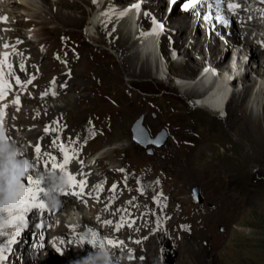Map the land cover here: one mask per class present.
Instances as JSON below:
<instances>
[{
	"label": "rangeland",
	"instance_id": "1",
	"mask_svg": "<svg viewBox=\"0 0 264 264\" xmlns=\"http://www.w3.org/2000/svg\"><path fill=\"white\" fill-rule=\"evenodd\" d=\"M38 1L41 6V0ZM18 6H13L11 11L18 12L19 9L21 12ZM88 11L90 9L82 6L81 12L78 10L76 13L82 20L74 24L71 21H66L64 25L65 21L49 22V19L38 16L36 21H32L35 23L33 29L29 28L31 24L23 21V15H17L20 21L17 28L22 35L29 38L27 32L31 30L33 39L36 40L38 35L46 43L36 45L29 38L32 53H29L30 57L25 54L23 58L33 57V60H28L26 65L31 68L26 69L29 74L40 73L44 80L37 82L31 102L27 100L29 103L20 112L22 119L18 122L29 127L35 138L43 137L45 140L49 138L44 135L49 126L54 132L57 130L58 134L54 137L60 141L73 138H77L76 141L86 140L88 134L93 135L85 155L87 158L94 155L103 158L98 162L100 167L95 166V172L91 174H97L96 170L106 166L110 175H101L100 179L117 182V185L126 182L128 189L132 190L126 196L132 197V205L128 208L138 205L143 211L137 216L136 213L129 214L131 218L137 217V222L145 227L143 239L146 246L142 251L145 257L138 263L264 264V142L258 144L251 139L250 131L243 129L242 113H237L235 109L234 114H229L227 123L218 117L219 120L212 122L208 120L209 115L192 107L191 96L180 95L172 89V79L161 82L155 78L139 80L128 77L121 69L117 51L109 47L112 41L105 33L101 35L103 41L100 47L90 44L84 36ZM146 13L152 24L155 16L149 11ZM191 16L188 14L185 17ZM60 26L61 31L57 28ZM45 45V48H40ZM174 49L170 45L165 51L170 55ZM53 51H57L58 59L63 61L58 62L53 57ZM111 60H114L113 64L109 63ZM228 60L227 57L225 63ZM89 63L101 64L109 75L99 81L79 77L80 71ZM205 63H209V59ZM203 65H199L197 74ZM177 72L180 70L174 69V74ZM196 72L191 78L197 77ZM43 82L58 84L60 92L55 93L53 98L44 97L40 92ZM92 82L102 84L103 92L99 97H95L88 87ZM252 92L248 93L247 99L251 98ZM41 101L51 111H42L47 109L45 106L29 110ZM57 104L62 107L60 112L55 109ZM36 110L38 112L33 114ZM32 116H36L35 120ZM141 118H144L143 125L152 138L162 130L168 132L169 140L164 147L143 148L133 140V125ZM99 119L105 123L100 130L99 124H96ZM124 119L130 121L124 123ZM229 124L233 126L228 127ZM260 127L263 131V122ZM68 131L72 134L66 133ZM178 139L187 153L190 150L205 151L200 158L177 156L175 148ZM209 149L216 155L209 154ZM224 149L240 150L242 154L220 156ZM149 150L153 151L152 154ZM98 186L107 191L109 189V185L104 183ZM194 188H198L203 197L200 205L194 200ZM123 217L125 219V215ZM115 218L116 214L112 219ZM137 222L132 219L128 224V233L135 231L133 225ZM97 229L94 231L97 232ZM33 233L30 226L24 237L17 239L14 236V246L19 242L30 249L34 245ZM122 234L127 237L126 232ZM10 242L12 236L0 247V253L6 255L4 249L9 247ZM152 247L154 253L150 255ZM121 253L125 254L126 250L122 249ZM0 257L4 261L9 259L8 256ZM130 263L138 264L136 259L130 260Z\"/></svg>",
	"mask_w": 264,
	"mask_h": 264
},
{
	"label": "bare ground",
	"instance_id": "2",
	"mask_svg": "<svg viewBox=\"0 0 264 264\" xmlns=\"http://www.w3.org/2000/svg\"><path fill=\"white\" fill-rule=\"evenodd\" d=\"M37 1L35 3L33 0H9L8 8L19 5L22 9L21 12H19V9L18 12H12L10 21L18 22L17 15L20 14V16L23 15L25 17L23 19L24 22L31 24L29 28L34 26L35 23L32 21H36L35 18L38 16L49 19V22L65 21L63 22L64 25L67 23L66 21H71L70 23L74 24L82 20V18L76 16V13L78 10L80 13L81 7L85 5V7L90 9V12L88 11L87 13L89 17L84 26V36H86L90 44L100 47L103 41L101 35L104 36L106 34L108 39L112 41L109 42V44L111 43L109 47H113L117 51L121 59V69L125 71L128 77L139 80L155 78L163 82L167 73L173 76L174 69H178L181 73L177 72L174 74L175 76L173 78L175 82H172V89L177 90L178 94L183 96L197 97L190 103L193 108L200 109L203 113L209 115V121L213 122L219 118L226 123L230 120V115L234 114L236 110L238 111L237 113H242L241 121L243 123V129L246 132L250 131L252 134L251 139L258 144L264 142V130L262 131L260 127L262 122L264 124V47L259 46L257 43L258 39L254 38V36H259V39H264V28L250 32L245 38L243 31H232L231 38L236 43L239 42V44L236 48L230 50L238 57L237 63L231 64V58L225 63L230 49L229 41L226 40L227 32L219 27L212 33V25L208 24L206 19H198L197 13L190 18H186L185 16L188 15V11L182 12L180 10V6L186 0H41V6L37 4ZM170 8L171 12L169 13L168 10ZM63 9L70 11L65 12ZM214 9H216L215 6ZM7 10L10 11L9 9ZM146 11H149L150 15L153 14L156 19L150 25V27H153V30L148 35L143 34L144 30L138 29L136 31L134 29L135 19L141 13L143 15L138 21V25H147L151 21ZM165 17L167 18L164 21ZM57 28L59 31L62 30V26ZM161 33L163 35L158 43L157 36ZM220 33L223 36H220ZM21 38L25 41L26 48L28 49V46L30 47V52L27 54L31 53L32 47L29 44L30 39L25 35H21ZM241 38L244 39L240 41ZM36 43L40 45L45 44V40L38 39ZM170 45L176 49L169 55L165 49ZM208 59L209 67L205 63ZM109 63L113 64L114 60L109 61ZM201 63L204 65L199 74L196 78H191ZM215 71L218 76H215ZM116 72L117 70H115ZM228 73H232L233 75L228 77ZM252 74H255V76ZM106 75H109L108 71L101 64L95 63H89L79 73V77L98 79V81L105 78L104 76ZM199 76L200 78L198 79ZM32 77L35 78L34 76ZM212 77H214V86L212 89L209 88L210 90L202 92L197 90L195 84L209 82ZM28 78L30 79L31 77ZM197 79L198 82L196 81ZM43 84L46 89L41 87L40 89L44 90L43 92L46 97L53 98L54 94L61 90L56 83L50 84L43 82ZM88 87L94 93L95 97H99L103 92V87L100 82H92V84H88ZM250 91H253L252 96L250 99H247ZM230 93L231 98L226 103ZM31 97L32 94L30 93L27 100L30 101ZM197 99H200V101ZM42 102L35 104L29 110H34L39 106H45L47 109L42 111H51V108ZM225 103L226 106L223 108ZM229 104H231L230 109ZM61 108V105H55L57 112H60ZM20 112L22 110L13 111L12 119H22ZM37 112L38 110L32 113ZM99 112L104 113L105 111ZM35 117H33L34 120ZM126 121L130 120H123L124 123ZM96 124H99L98 129L100 130L101 125L105 123L103 119H99ZM231 126L233 125H228V127ZM94 128L96 129V127ZM40 130L42 131L43 129ZM204 151L190 150L187 153L180 146V139L177 140L175 148V154L177 156L200 158ZM208 153L214 156L216 155L213 154L211 149L208 150ZM240 154H242L240 150L235 152L231 149H224L220 156L230 157ZM21 158H23L22 155ZM93 158L96 163L103 156L99 157L94 155L91 159ZM110 160L113 159L111 158ZM89 169H91V166ZM107 169L106 166L99 169L97 175L91 178L92 181L98 183L100 179L98 176H109L110 174ZM33 172L34 170L30 168L22 182H26L28 175ZM121 203L124 207L131 206L132 197L125 198ZM58 209L61 210V213H56V216L59 219L58 222L63 223L61 230L58 233H54L53 228L58 222L51 223L49 221L50 219L46 222L33 224L31 227L32 231H34V245L30 249L27 248L26 244L19 242V245L16 243L14 246L13 238L17 230H12L11 226L2 229L4 235L0 236V247H2L5 241L10 239V236H12V242H10L8 248L4 249L6 255L0 253V255L8 256L9 259L7 261L0 260V264H105L106 261L104 259L102 260L101 257L91 253L89 250H76L61 243L64 237L67 240H74L75 237V240L78 241L82 237L81 233L83 230L91 229L94 231L96 226L91 221L85 219L79 211H75L71 207L59 203ZM128 211L129 214L136 213V216L139 213H143L141 207L138 205H133L131 208H128ZM40 220L43 221V219ZM134 220L137 222V217ZM47 225H51L52 229L50 231L46 229ZM133 227H135V231L129 232L128 236L126 238L124 237V239L119 237L118 234L114 236V241H122L123 243L114 249L113 252L120 251L121 253L122 249H125L126 253L120 254L117 252L115 256L110 254L107 261H110L111 264H131L130 260L132 259H136V263L141 259L144 260L145 256L142 251L145 250L146 246L144 244L145 239H143L145 227L139 222L137 224L135 223ZM109 234L111 233H105L103 235L104 238L106 239ZM24 235L25 233H21L15 237L18 239V237H24ZM132 241L138 242L137 245ZM56 248H58L57 253L55 252ZM153 253L152 247L150 248L149 254L152 255ZM121 259L122 261H119Z\"/></svg>",
	"mask_w": 264,
	"mask_h": 264
},
{
	"label": "snow or ice",
	"instance_id": "3",
	"mask_svg": "<svg viewBox=\"0 0 264 264\" xmlns=\"http://www.w3.org/2000/svg\"><path fill=\"white\" fill-rule=\"evenodd\" d=\"M238 6H239L238 4L232 3L228 5V8L229 10H234ZM3 20L6 22L7 17H4ZM6 59L7 57H5V60ZM8 87L9 86L7 85L6 82L0 81V99L6 97L7 93L5 90ZM15 103L17 105L19 104L18 98L15 100ZM11 142L14 143V141ZM34 151L37 154V159H39V155L41 152L39 146L35 147ZM61 152L63 154V163L57 164L55 162V157H50L54 172L56 170L60 172H64L67 175L68 183L72 187H79L82 190L86 182H77L76 176L67 172V165L73 159V156H71L68 153V150L66 148H63L62 146H61ZM45 167H47V164H45ZM52 178L53 177H49V181ZM42 183H44V181L39 177L38 173H36L35 171L28 175L26 182H21L20 184L21 191L19 193L14 209H12L7 214L0 215V236L4 235L2 229H4L5 227L13 226L17 223L22 224L25 218L24 214L27 213L28 211L33 209H42L45 207V204L42 202V197L47 196L48 193L45 192L43 188L39 187V185ZM107 223H111V222H107ZM120 226L122 227L123 225ZM89 237L93 247L95 248H104L105 245L110 246L112 248H117L123 243L122 241L118 242L114 240H100L95 233H90ZM0 259H2V257H0Z\"/></svg>",
	"mask_w": 264,
	"mask_h": 264
},
{
	"label": "clouds",
	"instance_id": "4",
	"mask_svg": "<svg viewBox=\"0 0 264 264\" xmlns=\"http://www.w3.org/2000/svg\"><path fill=\"white\" fill-rule=\"evenodd\" d=\"M6 132V129H0V215L14 209L21 191L20 184L32 166L30 160L21 158V150L9 142ZM67 182L65 177L58 178L53 191L65 188Z\"/></svg>",
	"mask_w": 264,
	"mask_h": 264
},
{
	"label": "water",
	"instance_id": "5",
	"mask_svg": "<svg viewBox=\"0 0 264 264\" xmlns=\"http://www.w3.org/2000/svg\"><path fill=\"white\" fill-rule=\"evenodd\" d=\"M134 140L144 147L149 145H154L156 147H163L167 142V134L165 132L160 133L156 139L152 140L143 127V118L139 119L133 127ZM195 198L198 202H201L199 189L195 188L194 190Z\"/></svg>",
	"mask_w": 264,
	"mask_h": 264
}]
</instances>
